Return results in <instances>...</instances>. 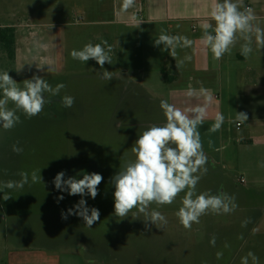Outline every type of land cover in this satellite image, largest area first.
Listing matches in <instances>:
<instances>
[{
    "label": "rangeland",
    "instance_id": "374dc122",
    "mask_svg": "<svg viewBox=\"0 0 264 264\" xmlns=\"http://www.w3.org/2000/svg\"><path fill=\"white\" fill-rule=\"evenodd\" d=\"M121 18L114 0H0V28L16 29V58L11 61L0 46V72L8 71L19 87L33 76L52 87L65 85L56 97L45 93L51 100L47 110L55 118L45 120L42 111L28 119L17 112L20 123L11 130L0 128V182L19 181L21 172L29 175L23 188L0 192V264H8L18 250L32 249H80L88 264H241L249 252L258 261L248 257V264H264V189L245 191L238 182L240 193L234 192L233 180L244 176L247 182V173L239 164L218 160L217 155L216 165L207 160V173L196 193L216 194L219 187L224 188L235 198L233 212H208L185 229L175 215L185 190L172 204H150L149 213L159 211L167 220L158 222L159 226L146 228L145 215L136 208L126 218L114 215L110 178L135 160L132 148L138 137L148 127L165 122L161 101L174 105L165 77L141 72L146 31L130 32ZM105 41V48L112 49V64L105 63L104 69L94 60L85 63L70 55L87 43L103 45ZM105 70L111 73L110 81L101 78ZM65 95L75 98L71 108L60 104ZM181 97L177 106L182 108L183 102L188 106L190 99ZM213 122L198 127L206 149L217 145L218 131H208ZM14 144L23 149L20 154L13 152ZM84 165L89 173L103 176L97 197H84L89 207L100 212L92 227L76 215L61 218V212L81 197L60 192L52 183L60 171L65 179L82 178ZM34 171L42 180L31 181ZM61 195L64 199L57 203ZM162 231L169 233L170 240L157 237ZM213 236L215 246L210 244ZM168 244L185 247L184 254L175 253L182 258L168 262ZM218 245L225 247L224 253L217 252ZM237 249L242 251L233 253ZM194 250L200 252H190Z\"/></svg>",
    "mask_w": 264,
    "mask_h": 264
},
{
    "label": "clouds",
    "instance_id": "9594fccd",
    "mask_svg": "<svg viewBox=\"0 0 264 264\" xmlns=\"http://www.w3.org/2000/svg\"><path fill=\"white\" fill-rule=\"evenodd\" d=\"M135 0H122L120 10L126 12L132 8ZM243 7V0H222L214 2L210 16L215 21L213 28L211 23H204L202 42L210 49L215 60L221 59L225 53L230 52L237 40H243L241 44V55L247 58L253 51L251 45L253 37L258 46H264V29L253 22L256 16L251 8ZM209 29H212L210 32ZM214 33V34H213ZM104 44L87 43L80 50L73 49L70 53L74 60L87 63L94 60L101 69L105 63L112 64L110 53L111 46L105 48ZM193 41L186 36H172L160 34L154 39V46L163 45L162 51H168L175 59L176 68L183 66L185 61L191 57L185 56L177 60L176 48L191 47ZM102 79L111 80V73L105 70L101 74ZM63 83L52 87L40 76H33L25 79L23 87H19L16 81L9 75L8 71L0 72V91L3 98H0V128L11 130L20 123L17 112H21L28 119L39 115L46 104L51 103L45 97V93L51 97L59 95ZM201 93L206 95L207 90L201 89ZM186 95L192 97L196 95V90L188 88ZM212 97L206 95L204 104L196 105L185 110H181L166 101H161V109L165 116L162 125H152L148 127L136 140L132 148L135 160L125 165L122 171L117 172L110 178L114 187V215L126 218L128 213L136 208L145 215V227L150 229L151 225L159 226L158 222L167 223L165 216L159 211L148 212V206L155 203L158 206L172 204L176 197L185 192L181 201V206L175 213L180 225L185 229H190L193 223H199L202 215L212 212L215 214H228L233 212L237 205L235 198L227 193L218 192L211 194L208 192L196 193V186L207 173L208 157L203 151L198 127L202 126L208 117V102ZM9 103L13 107H8ZM60 103L65 108H71L75 103V98L65 95ZM248 117L244 112H238L235 121L237 127ZM225 117L217 112L214 122L208 129L214 133L221 129ZM13 152L20 154L23 149L18 145L12 146ZM264 166V165H262ZM197 173H200L197 175ZM19 181L0 182V192L4 189L23 188L28 183L29 175L21 172ZM42 180L34 171L31 174L33 183ZM103 181V176L92 172L83 174L82 178L70 176L65 179V172H58L52 183L56 190L67 192L68 195H79L81 199L67 210L61 212V218L67 220L68 216L76 215L83 219L84 224L92 227L100 219V212L95 207H89L84 197L90 196L95 199L99 194L98 186ZM10 196H3L4 200ZM64 196L56 198L57 203L63 200ZM210 244L215 246V236L210 239ZM217 253V256H221ZM248 257L253 261H258L254 253L249 252L247 256L241 258V264H248Z\"/></svg>",
    "mask_w": 264,
    "mask_h": 264
},
{
    "label": "crops",
    "instance_id": "0c3cea01",
    "mask_svg": "<svg viewBox=\"0 0 264 264\" xmlns=\"http://www.w3.org/2000/svg\"><path fill=\"white\" fill-rule=\"evenodd\" d=\"M121 2L122 0H114V8H117L122 16L121 24L130 32L146 31L141 66L144 71L141 72L163 76L162 68L166 65L167 69H172V81L167 83L173 96L170 101L175 107L185 110L198 104L202 105L206 101V95H210L212 99L208 102V117L204 123L214 121L217 112L224 115V123L218 130L217 145L212 149H206L202 145L210 164L216 165L214 155H217L218 160L234 162L245 170L247 182L244 176L233 180L235 184L232 188L236 193H240L237 192L238 182L245 191L264 189V46H258L253 37V51L245 58L240 52L244 41L238 39L230 52L225 53L219 60L213 59L210 49L202 42V25L207 22L215 27L210 12L217 0H135L134 6L126 12L120 10ZM245 7L251 8L255 14L256 20L253 23L264 29V0H243L241 11ZM162 33L186 36L193 41L191 47L176 48L177 60L185 56L191 57L179 69L176 68L175 59L169 52L162 51L163 45L154 46V39ZM189 87L196 90V95H186ZM201 89L207 90L206 95L200 92ZM180 97L183 101L189 98L190 104L187 106L183 102L182 108L177 106ZM238 112H244L248 117L239 128L234 122ZM218 192L226 193L222 187H219L216 194ZM262 203L264 204V196ZM157 237H168L170 240L167 231L158 232ZM241 251L237 249L233 253L238 254ZM178 252L184 254L185 247L181 249L168 244L165 259L168 262L176 258L179 260L182 257L175 256ZM217 252L224 253L225 247L218 245ZM8 264L88 263L80 249L60 252L32 249L21 253L16 251Z\"/></svg>",
    "mask_w": 264,
    "mask_h": 264
},
{
    "label": "trees",
    "instance_id": "16d2710c",
    "mask_svg": "<svg viewBox=\"0 0 264 264\" xmlns=\"http://www.w3.org/2000/svg\"><path fill=\"white\" fill-rule=\"evenodd\" d=\"M0 46L6 52L8 58L11 61L15 60L16 58V29L15 28L11 26L0 28ZM171 71L172 69H167L166 65H164V67L162 68V74L165 77V80L167 82L172 81V78L170 76ZM47 107L48 106L45 105L44 110H43L44 118L45 120L46 119L51 120L55 118L56 116H53V114L47 110L49 108ZM86 172H88L87 166L84 165V167L81 169V174L83 175ZM149 210H150V205L148 206V211Z\"/></svg>",
    "mask_w": 264,
    "mask_h": 264
},
{
    "label": "built area",
    "instance_id": "2783aa9c",
    "mask_svg": "<svg viewBox=\"0 0 264 264\" xmlns=\"http://www.w3.org/2000/svg\"><path fill=\"white\" fill-rule=\"evenodd\" d=\"M195 28V27H194ZM196 29V28H195ZM243 124H240V127L242 126ZM242 182H244L243 180H242Z\"/></svg>",
    "mask_w": 264,
    "mask_h": 264
}]
</instances>
